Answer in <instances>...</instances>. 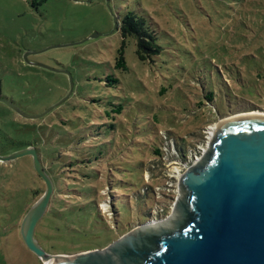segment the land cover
Instances as JSON below:
<instances>
[{
  "label": "rangeland",
  "instance_id": "rangeland-1",
  "mask_svg": "<svg viewBox=\"0 0 264 264\" xmlns=\"http://www.w3.org/2000/svg\"><path fill=\"white\" fill-rule=\"evenodd\" d=\"M130 11L151 23L163 50L154 63H143L127 40V68L117 70L119 22ZM260 48L264 51V0H0V98L38 116L68 94V76L60 71L74 85L67 99L37 120L0 102V156L25 145L36 148L53 184L49 207L62 199L64 212L56 217L46 212L36 226L42 249L66 255L98 250L122 232L169 219L180 195L179 178L206 152L211 129L230 116L264 113V85L241 87L236 80L248 68L264 77ZM139 100L153 108L143 109L145 116L161 118L145 153L138 129L149 127L140 119L142 111L130 108ZM222 100L225 107L218 110ZM118 106L120 115L112 112ZM123 125L131 137L126 144ZM155 147L160 157L151 153ZM135 148L140 151L132 153ZM110 149L114 152L106 155ZM100 150L106 151L101 161L82 163L81 154ZM128 160L141 162L142 170L134 165L124 172ZM32 169L30 156L0 163V264H43L21 239L27 198L15 193L33 186ZM34 182L43 187L42 180Z\"/></svg>",
  "mask_w": 264,
  "mask_h": 264
},
{
  "label": "water",
  "instance_id": "water-1",
  "mask_svg": "<svg viewBox=\"0 0 264 264\" xmlns=\"http://www.w3.org/2000/svg\"><path fill=\"white\" fill-rule=\"evenodd\" d=\"M59 73L69 79L62 103L74 85L68 72ZM0 102L26 120L40 119L61 104L28 116ZM232 117L216 126L206 152L180 176V195L169 219L148 221L102 249L75 254H49L35 238L54 193L36 148L0 156V163L30 156L45 186L21 221L25 247L52 264H264V117Z\"/></svg>",
  "mask_w": 264,
  "mask_h": 264
},
{
  "label": "trees",
  "instance_id": "trees-1",
  "mask_svg": "<svg viewBox=\"0 0 264 264\" xmlns=\"http://www.w3.org/2000/svg\"><path fill=\"white\" fill-rule=\"evenodd\" d=\"M41 1L45 2L47 0H41ZM119 23H120L119 34H120V36H121L123 41H122V46L117 51V58L115 60V65H114L115 69L125 71L126 68H127L126 61L124 59L125 42L127 40H132L134 42L135 47H136L135 54H136V56L138 57V59L141 62H143V63H154V59H157L158 57H160V55L162 54V50L163 49L158 43V38H157L156 32L154 30H152L151 23L149 21H147L146 19H144L142 17V15L130 11V12L125 14V16L121 19V21ZM262 49L263 48H260L257 51L260 52V53H263V55H264V51ZM242 71L243 72H239V74L236 76V80L241 82L240 83L241 87L242 86H244V87L248 86L249 87V84H251L253 87H256V88H260L261 86L263 87L264 81H261V80H264L263 75L257 74L254 77V73H252V70L249 69V68L246 69L245 71L244 70H242ZM253 78L255 79V82H251V80H253ZM254 83H256V85H254ZM167 89L168 88H166V91H167ZM213 94H214V91H212V90L208 91V93L205 95V99L208 102L213 101V98H212ZM133 106H136L139 111H142V113L140 115V119L144 123H146V126L149 127V131H144V130L142 131L141 129H138L139 135L137 137L138 139H140V141H142L141 143H142L143 147L141 149L142 150L141 152L142 153L149 152L148 150H145L146 149L145 147H147L148 143H150L149 142L150 139L153 140V138H154V132L153 131L158 129L157 125L161 121V118L158 117L157 115H155L154 113L152 115L147 113V115L145 116L144 113H143V109L153 110V108H152L151 105H148L143 100H139V101L135 102V104L132 105L130 108H132ZM224 107H225L224 101L222 100V101H220L218 110L219 109L223 110ZM122 111H123V107L118 106L112 112L117 114V115H120ZM126 116H132V113H131L130 109L126 110ZM110 127H112V126H110ZM150 128H151V131H150ZM125 132H127V128L123 125V134H122V141H121L123 144H126V141H128L131 138ZM133 139H135V137ZM154 139H156V138H154ZM83 141H84L83 137H79L76 140L78 145H81L82 143H84ZM69 147H70V145H68V148ZM138 151H140V150L135 148V150H133L132 153H137ZM105 152L106 151L103 152L102 150H100V151H97V153L94 154V155H89L88 154V157H86V155L83 153V154H81L82 155V163H90L91 159H93L94 161L99 162V161H101L103 159L102 156H103V154ZM112 152H114V150L110 149L105 154L109 155V153H112ZM151 153L154 156H158V157L161 156V154H160L161 151L157 147L153 148L151 150ZM124 165H125L124 172H127V173H130V170H131V168H133L134 165H135L134 168H136V167L140 168V169L142 168L141 167L142 166L141 162H137V161L134 162V161H129L128 160V161L124 162ZM32 171H33V169H32ZM31 175H32V177L30 175H28V183L30 181L29 186H31V184L33 186L29 187V189L21 188V190H18V191L16 190L17 192H15L17 194V198L18 197H22L23 194L25 195V198H27V200H26L27 201V205L25 206L24 214L27 213V211L30 209V207L33 204V202H32L34 200V198H32L33 195L37 194V193H41V195H42L43 192H44V189H45V186H44L43 182H42V186L43 187H40L39 184L35 185L34 179L37 178L40 181H41V179L37 176V174L34 171H33V173H31ZM82 177L86 178V177H90V176L88 174L83 173ZM98 179H99V176H98ZM16 181H17V179H16ZM19 182H20V180L18 178V183ZM119 183H121V182H119ZM128 183L129 184H133L135 182H132L130 180V178H128ZM135 186L138 187V184L135 183ZM94 189L96 191V188H94ZM41 195H39V197ZM59 200H62V199L56 198L54 200L55 203L54 204L51 203V206L49 207V210L47 211L48 216L54 215V217H56L58 213L62 214L64 212V211L61 210V204H60ZM115 225L118 227L117 221H115ZM49 227H51V226H49ZM71 228H72V226H68V229H71ZM81 228H84V227L82 226ZM124 233H126V232H122L121 234H119V237L121 235H123ZM109 243H107V244H109ZM106 245H104L103 248ZM51 253L52 252H50V254ZM73 253H76V252H73ZM52 254H55V253H52Z\"/></svg>",
  "mask_w": 264,
  "mask_h": 264
},
{
  "label": "bare ground",
  "instance_id": "bare-ground-1",
  "mask_svg": "<svg viewBox=\"0 0 264 264\" xmlns=\"http://www.w3.org/2000/svg\"><path fill=\"white\" fill-rule=\"evenodd\" d=\"M254 115H258V116H263L264 117V113L260 112V111H251V112H246V113H242V114H238V115H235L233 116L232 118H235V117H240V116H254ZM222 122V121H221ZM219 122V123H221ZM218 123V124H219ZM217 124V125H218ZM216 125V126H217ZM216 129V128H215ZM215 129H211V133L210 134H214L215 132ZM43 264H52V261L51 260H47V261H43Z\"/></svg>",
  "mask_w": 264,
  "mask_h": 264
},
{
  "label": "flooded vegetation",
  "instance_id": "flooded-vegetation-1",
  "mask_svg": "<svg viewBox=\"0 0 264 264\" xmlns=\"http://www.w3.org/2000/svg\"><path fill=\"white\" fill-rule=\"evenodd\" d=\"M80 1H83V0H80ZM29 146L28 145H25L22 149H25V148H28Z\"/></svg>",
  "mask_w": 264,
  "mask_h": 264
}]
</instances>
